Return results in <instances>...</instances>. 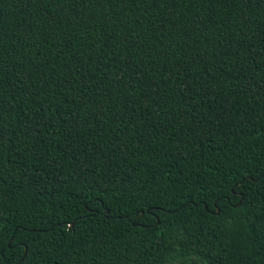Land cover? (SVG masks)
I'll return each mask as SVG.
<instances>
[{"label": "trees", "instance_id": "trees-1", "mask_svg": "<svg viewBox=\"0 0 264 264\" xmlns=\"http://www.w3.org/2000/svg\"><path fill=\"white\" fill-rule=\"evenodd\" d=\"M0 264H264V0H0Z\"/></svg>", "mask_w": 264, "mask_h": 264}, {"label": "water", "instance_id": "water-1", "mask_svg": "<svg viewBox=\"0 0 264 264\" xmlns=\"http://www.w3.org/2000/svg\"><path fill=\"white\" fill-rule=\"evenodd\" d=\"M142 212L140 211L139 214H141Z\"/></svg>", "mask_w": 264, "mask_h": 264}]
</instances>
